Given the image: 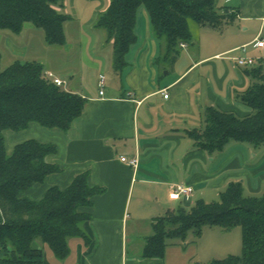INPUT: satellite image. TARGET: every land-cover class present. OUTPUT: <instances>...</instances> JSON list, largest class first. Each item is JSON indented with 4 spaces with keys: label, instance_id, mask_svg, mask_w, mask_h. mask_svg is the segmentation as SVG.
<instances>
[{
    "label": "crops",
    "instance_id": "obj_1",
    "mask_svg": "<svg viewBox=\"0 0 264 264\" xmlns=\"http://www.w3.org/2000/svg\"><path fill=\"white\" fill-rule=\"evenodd\" d=\"M85 1L92 9L83 18L75 11L76 23L68 20V27L64 23L62 46L49 45L30 22L20 33L0 32V46L6 47L11 61H40L46 72L64 81V88L87 101L67 131L37 122L18 131L4 130L10 140H19L15 145L35 139L57 148L46 160L61 171L49 174L24 195L39 200L50 187L66 188L85 172L90 185L104 188L88 208L91 218L84 224L88 239L72 237L69 254L61 260L44 248V264H203L189 251L186 240L169 242L162 257H144L142 251L156 217L178 206L190 207L199 195L210 190L219 194L231 181H240L249 195L264 192V144L231 140L210 153L189 134L203 127L211 106L239 117L251 114L240 94L256 81L249 73L252 68L264 72V49L252 44L246 52L236 48L258 35L264 37V0H216L229 8L232 21L221 30L204 27L207 31L200 33L197 48L191 49L187 42L180 45L181 56L177 52L169 59L165 73L159 64L165 57L164 43L152 35L144 7L137 12L136 42L117 71L112 42L93 27L110 0ZM62 11L70 12L65 5ZM238 55L253 56L257 62L238 66L234 59ZM100 75L105 77L102 95ZM4 140L7 151L5 136ZM121 157L137 158L138 165L131 166ZM178 183L192 186L193 193L172 199L170 188Z\"/></svg>",
    "mask_w": 264,
    "mask_h": 264
},
{
    "label": "trees",
    "instance_id": "obj_2",
    "mask_svg": "<svg viewBox=\"0 0 264 264\" xmlns=\"http://www.w3.org/2000/svg\"><path fill=\"white\" fill-rule=\"evenodd\" d=\"M141 6L148 13L154 36L164 43L165 57L192 40L189 19L218 30L232 21L229 8L216 0H110L93 27L104 31L106 41L112 42L117 71L126 64L125 56L136 42ZM62 7L63 0H0V31L20 33L30 22L44 33L49 45L62 46L66 43L64 23L71 18ZM1 60L0 53V264H44L45 244L61 260L69 254L72 237L88 239L84 228L91 218L88 208L104 188L90 185L85 172L66 188L50 187L39 200L27 197L25 191L61 171L46 160L57 148L29 139L8 154L3 131L22 130L31 122L67 131L84 112L87 101L55 83L38 60L15 59L4 69ZM249 73L256 81L240 99L251 108V114L239 117L208 107L203 127L189 132L199 148L215 153L231 140L264 144V72L257 67ZM205 226L241 227L242 253L203 264H264V192L249 195L240 181H231L218 200L200 198L188 208L178 206L156 217L142 254L162 257L169 242L184 241L190 233L200 236Z\"/></svg>",
    "mask_w": 264,
    "mask_h": 264
},
{
    "label": "rangeland",
    "instance_id": "obj_3",
    "mask_svg": "<svg viewBox=\"0 0 264 264\" xmlns=\"http://www.w3.org/2000/svg\"><path fill=\"white\" fill-rule=\"evenodd\" d=\"M63 5L67 7V10L70 12H67V14L70 17H74V12L76 11L79 13V16H85L90 12V9H92V4L86 2L85 0H76V3L72 5L71 2L67 0H63ZM143 7V6H142ZM83 16L81 18H83ZM75 17L73 20H69L72 23L74 22ZM84 20V19H83ZM65 23V27H68V22ZM71 24L70 27L77 26L76 24ZM69 24V25H70ZM189 27L190 31L192 33V40L187 42V44L190 45L191 49L193 47L197 48L199 44V38H200V33L207 31V28L204 29L206 26H199L195 21L192 19H189ZM101 31V30H100ZM1 32V31H0ZM152 35L154 36L153 30L151 28ZM105 33V32H102ZM155 37V36H154ZM107 38V36H106ZM156 38V37H155ZM158 39V38H156ZM160 39H158L159 41ZM161 41V40H160ZM162 42V41H161ZM0 53L2 56L1 60V68L4 69L6 68L12 61L9 58V54L7 52L6 47H1L0 46ZM176 54V53H175ZM173 54V55H175ZM178 54L181 56L182 51L178 49ZM237 53H233L232 55H235ZM164 57L162 56L159 64L165 68L163 70V73L167 71L169 68V59L171 57ZM68 77L67 79H69ZM9 133V132H8ZM6 134V131H3V136H5L6 139V147L7 151L10 152L12 150V147L19 142V140H10L9 134ZM32 196V195H31ZM34 197V196H33ZM198 198H204L206 201H214L218 200L219 194H216L215 191L210 190L206 195L201 196L199 195ZM194 203V202H193ZM186 243L189 247V251L195 255L197 258L203 259L204 263H208L209 261L213 259H223L229 255H240L242 253V230L241 227L237 226L231 230H223L220 227H214L212 228L211 226H205L203 227L202 233L200 236H196L193 233H190L186 239ZM44 248L46 251H50V248L47 244L44 245ZM216 248H218L216 250ZM200 264V263H198Z\"/></svg>",
    "mask_w": 264,
    "mask_h": 264
},
{
    "label": "built area",
    "instance_id": "obj_4",
    "mask_svg": "<svg viewBox=\"0 0 264 264\" xmlns=\"http://www.w3.org/2000/svg\"><path fill=\"white\" fill-rule=\"evenodd\" d=\"M249 44H252L254 47L259 49H264V37H261L258 35L251 43L244 44L240 47H237V51L246 52L247 46ZM181 46H185L184 43L180 44ZM235 62L238 66H252L257 61L255 57L253 56H245V55H238L234 57ZM47 74L53 78L54 82L58 85H62L64 83L63 80L59 79L58 77H55L53 73L47 72ZM104 85H105V77L104 75H100L99 80V87H100V94H104ZM162 92L164 93V97L167 98L169 96L167 92V88L163 89ZM130 96H132V93H129ZM121 160L126 162L127 164L136 167L138 165L137 158L134 159H127L126 157H121ZM194 191V188L190 185H185L183 183L174 184L170 188V197L172 199H179L181 196H187L192 194Z\"/></svg>",
    "mask_w": 264,
    "mask_h": 264
}]
</instances>
